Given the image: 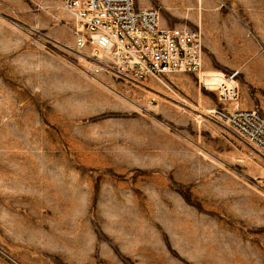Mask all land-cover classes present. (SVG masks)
Segmentation results:
<instances>
[{
    "label": "rangeland",
    "instance_id": "rangeland-1",
    "mask_svg": "<svg viewBox=\"0 0 264 264\" xmlns=\"http://www.w3.org/2000/svg\"><path fill=\"white\" fill-rule=\"evenodd\" d=\"M200 29L199 75L129 82L60 0H0V264H264V0H135Z\"/></svg>",
    "mask_w": 264,
    "mask_h": 264
},
{
    "label": "built area",
    "instance_id": "built-area-1",
    "mask_svg": "<svg viewBox=\"0 0 264 264\" xmlns=\"http://www.w3.org/2000/svg\"><path fill=\"white\" fill-rule=\"evenodd\" d=\"M75 20V47L90 48L101 71L141 83L172 73L199 75L204 66L200 29L166 27L157 8H140L135 0H60ZM212 115L264 157V113L257 108ZM264 186V178L260 180Z\"/></svg>",
    "mask_w": 264,
    "mask_h": 264
},
{
    "label": "bare ground",
    "instance_id": "bare-ground-1",
    "mask_svg": "<svg viewBox=\"0 0 264 264\" xmlns=\"http://www.w3.org/2000/svg\"><path fill=\"white\" fill-rule=\"evenodd\" d=\"M201 72H202V70H201ZM201 72L199 73V76H200Z\"/></svg>",
    "mask_w": 264,
    "mask_h": 264
}]
</instances>
